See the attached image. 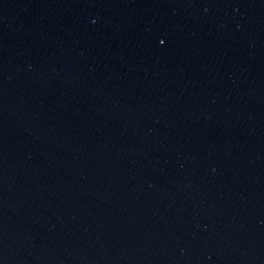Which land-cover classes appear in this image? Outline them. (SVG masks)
<instances>
[{"label":"water","instance_id":"1","mask_svg":"<svg viewBox=\"0 0 264 264\" xmlns=\"http://www.w3.org/2000/svg\"><path fill=\"white\" fill-rule=\"evenodd\" d=\"M0 264H264V0H0Z\"/></svg>","mask_w":264,"mask_h":264}]
</instances>
